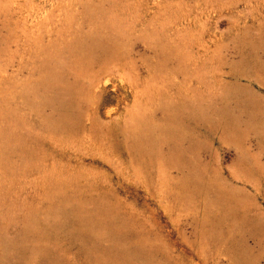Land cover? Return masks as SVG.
<instances>
[{"label": "rangeland", "instance_id": "obj_1", "mask_svg": "<svg viewBox=\"0 0 264 264\" xmlns=\"http://www.w3.org/2000/svg\"><path fill=\"white\" fill-rule=\"evenodd\" d=\"M0 264H264V0H0Z\"/></svg>", "mask_w": 264, "mask_h": 264}]
</instances>
